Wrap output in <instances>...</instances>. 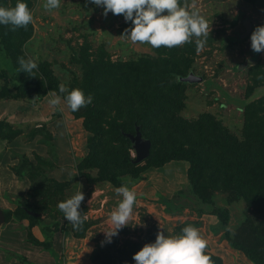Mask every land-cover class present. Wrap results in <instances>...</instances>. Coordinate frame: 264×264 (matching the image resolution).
<instances>
[{
	"label": "rangeland",
	"instance_id": "1",
	"mask_svg": "<svg viewBox=\"0 0 264 264\" xmlns=\"http://www.w3.org/2000/svg\"><path fill=\"white\" fill-rule=\"evenodd\" d=\"M17 2L0 0V6L11 8ZM19 2L26 3L33 15L24 40L8 44V26L0 25V210L4 214L0 264H135L133 255L145 244L154 243L158 232L170 237L187 226L197 228L207 240L205 254L213 264H255L230 239L255 241L264 228V205L248 204L221 187H206L205 193L228 209L224 227L210 206L190 193L186 174L169 187L162 182L158 189L149 187L147 176L155 167H146L139 177L125 174L119 187L135 190L136 204L127 226L108 243L104 231L109 214L122 197L111 182L89 180L99 176L97 166L78 168L95 131L87 130L82 113L76 115L67 108L58 86L63 83L70 91L89 83L92 96L103 98L110 93L115 97L114 80L132 69H142L148 79H161L163 71L194 72L203 80L183 84L181 117L191 124L199 116L210 117L239 137L244 134L246 119L260 123L259 130H264V52L254 53L250 46L253 30L264 26V0H195L209 25V36L199 52L195 37L192 43L171 49L133 44L121 38L131 22L111 12L105 17L103 7L90 0H61L60 7L50 12L43 8L45 0ZM180 3L183 6L185 0ZM187 3L191 5L193 0ZM245 18L252 28L240 37ZM20 57L37 63L32 76L22 75L16 68L15 60ZM36 76L45 83L52 81L56 88L38 98L6 92L11 82L32 84ZM49 92L61 95L58 107L48 104ZM249 103L254 106L250 111H255L250 118L244 113ZM160 139L162 145L168 143L164 133ZM128 152L134 159L132 146ZM150 160L146 158L136 167L143 168ZM105 187L113 194L103 206L85 204L92 189ZM145 189L150 190L144 193ZM78 191L85 196L78 211L88 219L74 230L57 205ZM22 204L37 213L31 228L23 213L11 212Z\"/></svg>",
	"mask_w": 264,
	"mask_h": 264
},
{
	"label": "trees",
	"instance_id": "2",
	"mask_svg": "<svg viewBox=\"0 0 264 264\" xmlns=\"http://www.w3.org/2000/svg\"><path fill=\"white\" fill-rule=\"evenodd\" d=\"M27 29L21 27L12 31L11 26H8V44L13 41L22 42ZM15 66L19 68L18 58ZM142 71L132 69V72L122 73L116 78L111 86L117 89L115 97L110 93L103 98L92 96L89 83L79 88L85 97L91 95L93 100L74 113H82L85 127L94 130L95 135L89 140V152L78 168L82 171L97 166L99 176L92 177L90 181L103 180L119 187L126 173L139 177L146 167H161L173 160L185 161L188 163L186 176L190 193L210 206L224 227L229 220L228 209L207 195L204 191L206 187H221L229 194L246 200L248 204L264 205V130H259L261 124L246 119L247 125L244 124L241 137L223 129L218 121L210 117L203 118V115L191 124L178 114L182 106L181 88L185 83L179 77L188 73L163 71L159 73L161 79H148L147 73ZM34 75H37L36 72ZM34 79L32 84L27 80L11 82L6 92L13 96L31 98L41 97L48 89L56 88L50 80L45 83L38 80L37 76ZM247 106L244 113L249 114L247 117L250 118L255 114V111H250L254 106L253 103ZM136 126H139L144 138L151 140L147 157L151 160L143 168H137V163L129 155L128 149L132 143L125 135L134 133ZM163 133L168 141L164 145L160 143ZM108 136L111 139L108 140ZM25 206L18 205L11 212L23 213L31 228L36 223V216L28 213L30 210ZM260 222L262 225L263 220ZM230 242L246 252L255 264H264V228L253 242L232 239Z\"/></svg>",
	"mask_w": 264,
	"mask_h": 264
},
{
	"label": "clouds",
	"instance_id": "3",
	"mask_svg": "<svg viewBox=\"0 0 264 264\" xmlns=\"http://www.w3.org/2000/svg\"><path fill=\"white\" fill-rule=\"evenodd\" d=\"M96 6L103 7V15H123L125 22H131L132 27L126 28L121 38L131 43L147 44L153 49L161 47L174 48L192 43L195 37L196 50L204 48L209 36V25L206 19L196 9L195 0L189 5L187 0L181 6L180 0H90ZM61 0H45L43 8L52 11L60 7ZM189 8L192 10L189 11ZM33 22V15L28 5L23 2L16 3L15 7L0 6V25L11 26V30L27 28ZM251 50L254 53L264 52V26H257L251 36ZM19 72L32 76L38 65L33 59L18 58ZM59 93L67 108L76 112L92 103L91 95L85 97L80 89H69L61 83ZM51 97L48 104L56 108L61 104V95L56 92L47 94ZM38 98V97H36ZM35 98V99H36ZM122 199L117 208L109 214L108 228L104 231L105 238L111 243L112 237L127 226L132 218L133 206L136 204L137 194L126 185L115 189ZM94 194V193H93ZM85 196L78 191L71 198L59 202L57 207L64 214L65 220L71 223L74 230H79L88 216L82 215L80 205ZM103 243V242H102ZM207 240L204 239L197 228L187 226L181 234L165 236L163 231L156 235L154 243L145 244L135 253L132 259L135 264H213L209 255L205 254Z\"/></svg>",
	"mask_w": 264,
	"mask_h": 264
},
{
	"label": "crops",
	"instance_id": "4",
	"mask_svg": "<svg viewBox=\"0 0 264 264\" xmlns=\"http://www.w3.org/2000/svg\"><path fill=\"white\" fill-rule=\"evenodd\" d=\"M175 163L176 162L172 163V161H171L170 163H166L165 165H163L161 167H157L156 170H154L155 173L153 172V174L148 175L147 176L148 179L145 178V179H147L146 182L148 183V186L154 189V188H157L158 183H161V182L164 184L165 187H169V185H172V183H175V184L180 183L182 178H183L182 175L186 174L188 164L185 161H183V164H175ZM160 188H162V187H160ZM149 190L150 189H148V190L145 189L144 193H147ZM111 194H113V193L109 187L92 189L91 195H90L92 197H90L85 202V204L87 206H98V204L100 203V206H103L106 199L111 197ZM96 196H98V197H96ZM92 201L93 202L96 201V203L92 204L93 203ZM90 202H92V203H90Z\"/></svg>",
	"mask_w": 264,
	"mask_h": 264
},
{
	"label": "water",
	"instance_id": "5",
	"mask_svg": "<svg viewBox=\"0 0 264 264\" xmlns=\"http://www.w3.org/2000/svg\"><path fill=\"white\" fill-rule=\"evenodd\" d=\"M87 1V0H86ZM244 31L240 34V37H245L251 30L252 24L248 18L243 20ZM179 80L182 82H201L203 77L201 75L195 74L194 72H189L186 76H180ZM132 143V148L135 153V158L133 161L138 163L149 156L150 147H151V140L149 138H144L142 136L141 131L139 130V126L135 127L134 133H126L125 134ZM28 213L32 215H37V213L28 211ZM4 221V214L2 210H0V222Z\"/></svg>",
	"mask_w": 264,
	"mask_h": 264
}]
</instances>
